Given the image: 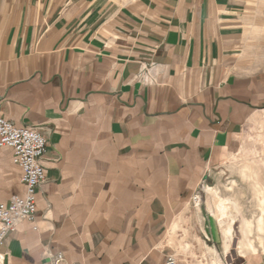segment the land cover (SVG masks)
Listing matches in <instances>:
<instances>
[{
  "label": "crops",
  "instance_id": "obj_1",
  "mask_svg": "<svg viewBox=\"0 0 264 264\" xmlns=\"http://www.w3.org/2000/svg\"><path fill=\"white\" fill-rule=\"evenodd\" d=\"M263 111L264 0H0V118L47 141L0 264H264L194 202Z\"/></svg>",
  "mask_w": 264,
  "mask_h": 264
},
{
  "label": "rangeland",
  "instance_id": "obj_2",
  "mask_svg": "<svg viewBox=\"0 0 264 264\" xmlns=\"http://www.w3.org/2000/svg\"><path fill=\"white\" fill-rule=\"evenodd\" d=\"M207 206L242 255L264 254V111L244 128L235 153L199 188Z\"/></svg>",
  "mask_w": 264,
  "mask_h": 264
},
{
  "label": "built area",
  "instance_id": "obj_3",
  "mask_svg": "<svg viewBox=\"0 0 264 264\" xmlns=\"http://www.w3.org/2000/svg\"><path fill=\"white\" fill-rule=\"evenodd\" d=\"M3 147L12 151V161L21 172L20 181L24 186V193L13 197L7 204L0 203V247L20 222H27L33 226L34 231L37 230V191L45 180L42 160L47 153V141L37 129L18 128L0 118V148ZM194 202H198V194L194 197ZM61 260V254L54 256L55 264ZM165 264L176 262L173 257H168Z\"/></svg>",
  "mask_w": 264,
  "mask_h": 264
}]
</instances>
